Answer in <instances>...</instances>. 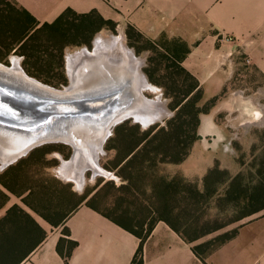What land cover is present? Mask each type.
I'll use <instances>...</instances> for the list:
<instances>
[{"label":"crops","instance_id":"0c3cea01","mask_svg":"<svg viewBox=\"0 0 264 264\" xmlns=\"http://www.w3.org/2000/svg\"><path fill=\"white\" fill-rule=\"evenodd\" d=\"M10 1L39 24L53 23L67 9L78 15L95 11L119 30L133 29L150 41L164 38L184 43L189 53L182 67L198 81L203 102L220 95L229 82L239 81L230 95L200 118L198 141L183 163L168 166L172 167L169 177L200 181L221 160L222 149H228L232 139L226 126L217 123L219 114H239L241 120H250L249 130L264 125V0ZM112 41L115 46L119 40ZM109 50L96 54L101 58ZM118 52H125L127 58H101L103 64L112 68V74L131 79L136 89L134 71L138 70L129 51L121 45ZM126 66L128 71L120 72ZM140 84L142 91L156 90L143 81ZM36 223L45 237L21 264H264V211L227 228L226 232L237 228L236 237L202 257L193 251L196 244L184 241L163 222H157L142 242L84 203L55 228ZM70 242L75 247L64 259L59 249L65 253Z\"/></svg>","mask_w":264,"mask_h":264},{"label":"trees","instance_id":"16d2710c","mask_svg":"<svg viewBox=\"0 0 264 264\" xmlns=\"http://www.w3.org/2000/svg\"><path fill=\"white\" fill-rule=\"evenodd\" d=\"M103 28L113 31L115 24L104 20L95 11L78 15L67 9L53 23L39 24L28 12L18 8L10 0H0V64L7 65L8 57L11 54L17 55L22 59L21 68L27 76L47 86L60 88L66 85L63 74L64 51L67 48H89L93 36ZM127 31L130 47L134 48L135 44L143 41L146 43L144 50L154 55L148 57L144 74L150 84L164 89L169 87L176 93L171 109L177 111L172 120L159 129L157 126H151L142 131L139 125H131L130 121H125L114 128L112 136L105 144V150L115 154L111 166L106 168L116 171V175L123 183L117 192L129 195L136 201L138 197H142L144 201V204H141L143 219L138 224V232L124 221L113 219L90 203L86 206L141 238L142 242L149 236L157 222L165 223L184 241L193 243L262 213L264 165L253 174L249 173L247 182L242 175L229 177L227 172L210 170L203 178L201 190L197 184L182 177L175 176L167 180L155 174L160 165H179L188 158L194 143L199 139L197 136L199 116L209 114L219 97L216 96L200 105L203 98L202 89L198 81L182 67V62L189 53L184 43L162 38L160 40L170 47L164 48L160 53L158 49L162 47L157 44L158 41H150L130 28ZM151 65H157V69L152 70ZM160 72H165V75H158L157 78L156 73ZM190 119L193 120V124ZM177 123H180V126L173 132L172 126ZM55 151L60 152L45 145L34 149L23 160L10 166L2 177L10 178L12 185L0 178V185L7 192L21 199L30 211L54 228L61 225L78 205L64 213L67 194L60 192L54 201L49 196L50 192L42 187L44 191L42 196L46 197L44 201L47 205L43 208L44 212H41L31 202L37 194L28 175H23L27 186L22 188L17 183L20 174L24 172L22 170L34 161L35 156L42 154L41 156L45 157ZM149 174L151 180L145 184L144 178ZM214 198L219 202L231 203L234 216L222 224H218L217 219L203 220L200 225L202 228L199 231L196 229L191 235L182 231V228H191L198 224L192 217L199 212L200 202ZM7 201V196L0 192V211L6 206ZM182 215L188 216L190 220L182 223ZM237 233V228L227 231L211 242L193 247V251L196 256H205L234 239ZM44 237L45 233L30 215L18 206L9 208L0 218V264H21L42 243ZM74 247L75 244L70 242L67 251L63 253L59 249V253L67 259Z\"/></svg>","mask_w":264,"mask_h":264},{"label":"rangeland","instance_id":"374dc122","mask_svg":"<svg viewBox=\"0 0 264 264\" xmlns=\"http://www.w3.org/2000/svg\"><path fill=\"white\" fill-rule=\"evenodd\" d=\"M98 39L109 40V41L112 39L115 41L119 40L117 42L118 46L120 47L121 45H123L127 51L133 53L136 60L141 62L139 70L142 73V75L146 78L144 71L145 69H147L146 68L148 65L147 59L148 57L151 56L154 57V55L144 50V48L146 47L145 45L146 43L143 41L138 44H135L134 48L130 47L129 45L130 42L128 40L129 39L128 31L126 29L119 30L115 26V29L113 31L109 30L108 28H103L100 31H98L93 36L89 48L87 47L67 48L64 51L63 74L66 79V85L60 86V88H55V89L64 90L69 86L71 82V77L69 74V67H68L70 56L72 57L75 56L76 54L78 55V53L81 54L83 53L82 51H88L89 53L92 54L95 48V42H97ZM157 44L160 45V47H162L158 49V52L160 53L162 52V50H164V48L170 47L163 40H159ZM14 60H17L18 66L20 65L19 67H21L22 59L17 55H13V54H11L8 57V64L7 65L3 64V65L10 66L9 65L10 62L13 63ZM151 68L152 70L153 68L157 69V65H151ZM158 75L164 76L165 72H160L159 74L156 73L157 78H159ZM238 82L239 81L236 80L234 82H229L224 87L221 94L217 96L219 97V100L216 102V104L221 100L222 97L224 98L225 95L227 94L230 95L232 91L236 89V87L238 86ZM148 84L153 86L156 90L154 93H152L149 90H143L142 91L143 97L151 101H156L158 99V101L162 105H164V107L167 109L168 115L162 120L154 121L147 124H143L140 121H135L132 118L126 120V121H130L131 125H139L142 131L148 129L151 126H157L158 129L166 126L167 123L170 120H172V118L175 116L177 111V109L176 110L171 109V106L175 102L174 98L176 93H174L169 87L164 89L156 85L150 84L149 82ZM203 104H205V102L202 101L200 105ZM202 116L203 114L199 116V125H200V118ZM241 119L242 117L239 116V114L237 113H233V114L221 113L216 117V121L219 125L226 126L225 127L226 133L228 137L231 138L232 140L230 141V145L228 146V149L225 148L222 149L223 155L221 160L215 161L214 165L210 168V170L214 169L219 172H227L229 177L242 175L247 182L248 174L249 173L253 174L255 170H260L264 165V125L261 128L255 127L249 130L247 128L251 126L249 125L250 120L248 119L241 120ZM191 122L193 124V120H191ZM256 125L259 126L261 124L258 123ZM179 126L180 123L173 125L172 131L175 132L176 128H179ZM190 129L192 130V127H190ZM113 130L111 132V136L113 134ZM196 142L194 143V145L196 144ZM105 144L103 145L102 153L98 155L99 168H97V170L101 173L104 172L106 174L104 176L93 177V173L90 170H88V172L86 171L84 173L85 175L83 178L85 183L80 188H78V186L74 182L67 180L66 177H64L63 175V171H61L63 162H69L72 156V148L68 145L61 143L46 145V146H50L51 149H58L60 150V152L55 151L45 157H42L41 156L42 154H38L37 156H35V158L33 159L34 161L27 164L22 170L24 172L20 174L21 177L17 185L21 186L22 188L27 186L26 180L23 178V175L24 174L28 175L29 181L33 184L35 194H37L36 198H32L31 202L41 212H44L43 208H45L47 205V202L44 201L46 197L43 198L42 196L44 192L42 189L43 187L45 188V190L50 192L49 196L54 201H56L60 192H65L67 194L66 196L68 199L64 207V213L70 211L73 207L79 204L84 203L86 205L90 203L91 205L98 208L101 212L110 215L113 219L124 221L130 228L138 232L139 230L138 224L143 219L142 217L143 211L141 210V204H144V201L142 197H138L136 201L129 195H126L122 192L121 193L117 192V189L123 183L121 179L116 175V171L108 170L106 168L111 166V162L114 160L115 154L113 152L106 151ZM64 156L67 158H65ZM25 157H27V155ZM25 157H23L20 160H23ZM16 163H14L11 166H14ZM168 166L169 165L158 166V169L156 170L155 174L157 176L167 178V180H171V178L173 177L168 176V170L169 168L172 167H168ZM9 167L10 166L3 168L0 165V178L1 179L3 178L2 180L4 182L10 183V185H12V183L10 182L11 181L10 178L7 179L6 177L5 178L2 177L3 173ZM106 175L109 176L107 177ZM147 176H148L147 178H144L145 184H148L151 180V175L149 174ZM200 181L192 180L189 182L197 184L198 188L201 190L203 188V182H202L203 179ZM0 192L5 194L8 198L6 206L0 211V218H2L5 215L6 211L9 208L13 206H18L20 209H22L28 215H30L34 221L45 223V221H43L37 214L30 211L22 203L21 199L7 192L1 185H0ZM26 195L27 193L25 194V196ZM199 207H200L199 212L195 213L194 216L192 217V220L198 221V224L193 225V227L191 228L190 227L182 228V231H184L188 235H191L192 232H194L196 229H198L199 231L200 228H202L200 225L201 223L204 222L203 220L208 219L210 221H213L217 219V223L222 224L227 222L229 220V217L234 216V212H232L233 205L229 202H219L216 198L207 202L201 201ZM53 219L55 220L56 218L53 217ZM188 219L189 217L186 215L181 216L182 223H186ZM243 221L244 220H241L240 222ZM240 222L234 225L237 226ZM228 228H234V226ZM226 230L219 231L214 234L206 236L203 239L205 240L204 243L213 241L219 235L224 234ZM199 242L200 241L193 242L194 244H196L195 247L199 246Z\"/></svg>","mask_w":264,"mask_h":264},{"label":"bare ground","instance_id":"6f19581e","mask_svg":"<svg viewBox=\"0 0 264 264\" xmlns=\"http://www.w3.org/2000/svg\"><path fill=\"white\" fill-rule=\"evenodd\" d=\"M106 48L110 50L108 52L105 51L107 54L101 56L104 60H110V57L114 59L117 57L127 58L125 52H118L117 43L114 46L112 40L98 39L97 42H95V48L92 54L88 51H82L83 53L81 54L78 53V55L70 56L68 67L71 77V85L62 90L63 92H57V94L61 96H73V98L76 99H82L81 95L88 97L108 96L116 91L119 92L120 89L124 90L125 94L117 111H114L115 108L110 110L111 105L108 104L109 106L107 108L109 112L111 111V114L109 115V112L106 111L109 116L107 115L104 119L97 117V121L88 122V124H84L80 118L76 119V121H72L71 124H68L67 122L56 123V125L61 127L67 124L68 127L66 128L69 133L76 134L71 136L75 138V140H73L77 146V153L74 158L70 160L71 162H63L61 171H63L64 177L69 181H73L78 188L82 187L85 183L83 178L86 171L88 172V170H90L93 173V177L104 176L106 174L97 170V168H99L98 155L102 153V150L100 149L101 143L103 142L109 128L108 125L111 122L119 119L121 116L129 115L134 117L135 120L147 124L162 120L168 115L167 109L158 101V99L157 101H151L143 98V95L140 92L142 91L140 83L143 81L145 85H147L148 82L139 70L141 62L135 59L133 53L129 51V56H131L130 60L134 62V66L138 70L134 71L135 73L137 72L136 77L139 83L136 85V89H134L131 79H126L125 76H122L119 72H117V74H112V71L110 70L112 68L104 65L105 62L97 56L96 53L102 52ZM12 66V75L14 74L13 78H22L23 75L18 66V61L14 60ZM128 66L120 67V72L126 73L128 71ZM26 79L28 80V78ZM9 81L13 82V84L15 83L14 79H10ZM24 82L28 83L27 81ZM16 84L14 85H21V83L17 82ZM37 85L42 88L39 84ZM28 88L30 90H35L33 87ZM152 91L154 92L153 89ZM156 110L158 111L156 112ZM17 141L20 140L0 135V165L7 163V159L11 157L10 155L13 151V147L18 143ZM106 176L108 177L109 175Z\"/></svg>","mask_w":264,"mask_h":264},{"label":"water","instance_id":"95a60500","mask_svg":"<svg viewBox=\"0 0 264 264\" xmlns=\"http://www.w3.org/2000/svg\"><path fill=\"white\" fill-rule=\"evenodd\" d=\"M9 65L0 64V135L12 139L17 138L20 141H17L18 143L13 147L7 163L1 165L3 168L13 165L36 148L56 143L70 146L72 148L70 160L73 159L77 153V146L74 143L75 138L71 135L75 133H69L66 128L67 124L61 127L56 123L71 124L72 121L80 118L84 124H88V122L97 121V117L104 119L108 115L106 111L109 112L107 107L111 105L110 110L115 108L114 111H117L125 97L124 90L121 89L108 96L81 95L82 99L67 95L61 96L57 92H63V89L59 90L41 84L28 77L21 67L22 78H13L12 63L10 62ZM10 79H14V84L17 82L22 86H15L13 82L9 81ZM28 87H33L35 90H30ZM129 118L134 119L129 115L121 116L108 125L109 128L101 143V150L111 136L113 128Z\"/></svg>","mask_w":264,"mask_h":264},{"label":"built area","instance_id":"2783aa9c","mask_svg":"<svg viewBox=\"0 0 264 264\" xmlns=\"http://www.w3.org/2000/svg\"><path fill=\"white\" fill-rule=\"evenodd\" d=\"M229 40V39H228Z\"/></svg>","mask_w":264,"mask_h":264}]
</instances>
